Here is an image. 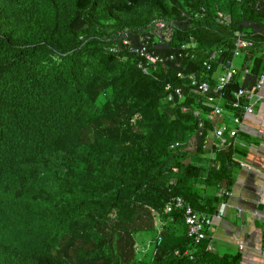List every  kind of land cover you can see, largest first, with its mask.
Returning <instances> with one entry per match:
<instances>
[{"label": "trees", "instance_id": "16d2710c", "mask_svg": "<svg viewBox=\"0 0 264 264\" xmlns=\"http://www.w3.org/2000/svg\"><path fill=\"white\" fill-rule=\"evenodd\" d=\"M156 20L178 23L159 53H195L144 73L133 48ZM238 32L254 34L250 75L228 100L264 72V0H0V264H240L189 238L184 208L165 210L180 197L213 214L233 185L235 148L201 158L211 124L177 72L213 87ZM166 84L183 98L164 101Z\"/></svg>", "mask_w": 264, "mask_h": 264}, {"label": "built area", "instance_id": "2783aa9c", "mask_svg": "<svg viewBox=\"0 0 264 264\" xmlns=\"http://www.w3.org/2000/svg\"><path fill=\"white\" fill-rule=\"evenodd\" d=\"M205 14L204 8H200L191 18V16H183L184 21L195 18H201ZM219 24L225 26L229 25L230 19L225 15H219L216 19ZM178 27V23L174 20H156L153 21L150 26L144 32V35L140 36L139 43L133 48V51L139 56L140 64L139 68L144 73L150 69L155 70L158 66H166L169 63H175L176 67L180 66L182 59H192L195 53V43L181 44L178 46L176 52L168 54L159 53L166 48V45L171 41L173 33ZM253 35H244L237 33L233 38V55L231 60L222 61L218 63V70L215 75V81L213 87L207 81H199L195 74H190L187 77L180 71L177 72V77L180 79L186 78L189 82L190 91L198 97L197 102L204 108L207 113L205 117L211 124V129L204 138L202 149L205 150L207 146H210L209 157L213 156L214 150L222 147H235V140L239 134V128L241 126L242 115H256L254 105L255 102L261 99L258 90L261 89L264 84V72L261 73L252 85L240 86L235 92H233L230 100L225 97V90L230 81L239 77L241 82H245L250 75V63L248 66L241 64L240 66L234 65V60L242 55V51L250 48L253 45ZM123 44H127V34ZM220 49H213L205 54V60L203 67L207 71H211L213 65L216 63L218 57L222 55ZM177 62V63H176ZM166 97L164 101L172 102L175 97L182 99V89L180 87H173L170 84H166L164 88ZM194 115L199 117L200 111H195ZM229 117L233 127L229 129L228 139L224 138L225 129L214 127V123L217 119ZM133 121V119H132ZM212 133L213 137L219 142L215 144L214 141L209 143L208 135ZM264 134V131H262ZM199 135H202V124L199 125ZM179 143H175L173 147H179ZM233 160V159H232ZM240 168H248L245 161L233 160ZM229 196L230 192H226ZM174 208H184V218L187 225V236L191 238L195 243L201 240H208L207 231L211 227L215 214H207L202 211H195L191 206L186 205L182 198L178 197L168 204L165 208L169 213ZM217 216V215H216ZM209 241V240H208ZM243 247L240 245L239 249ZM208 250H212L210 243L207 247Z\"/></svg>", "mask_w": 264, "mask_h": 264}, {"label": "crops", "instance_id": "0c3cea01", "mask_svg": "<svg viewBox=\"0 0 264 264\" xmlns=\"http://www.w3.org/2000/svg\"><path fill=\"white\" fill-rule=\"evenodd\" d=\"M258 93L261 99L254 105L256 115H242L236 145L232 148H235L232 159L245 161L248 168L235 163L231 167L230 195L217 206L213 213L216 218L207 231L211 248L219 254L240 253V264H264V84ZM214 127L224 128L223 137L229 141L227 131L233 127L229 117L217 119ZM208 140L219 142L211 132ZM209 149L208 145L203 150V160L209 157ZM199 188L203 189L204 197L220 192L217 185Z\"/></svg>", "mask_w": 264, "mask_h": 264}, {"label": "rangeland", "instance_id": "374dc122", "mask_svg": "<svg viewBox=\"0 0 264 264\" xmlns=\"http://www.w3.org/2000/svg\"><path fill=\"white\" fill-rule=\"evenodd\" d=\"M241 59H243V55L237 57V58L234 60V65H235V66H239V63H240ZM150 236H151V234H149V233H140V234H138V235L136 236V238H137V242H138V243H141V241H142V243L144 244L145 241H147V239H149ZM146 243H147V242H146ZM136 247H137V246H136ZM138 250H139V248H138Z\"/></svg>", "mask_w": 264, "mask_h": 264}]
</instances>
